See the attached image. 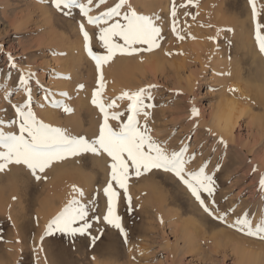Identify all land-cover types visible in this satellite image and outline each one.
<instances>
[{"label": "rangeland", "instance_id": "rangeland-1", "mask_svg": "<svg viewBox=\"0 0 264 264\" xmlns=\"http://www.w3.org/2000/svg\"><path fill=\"white\" fill-rule=\"evenodd\" d=\"M161 1L165 0H130V3L138 13L146 15L145 4ZM231 1L235 2V0ZM115 2L118 0H107V3L101 5L99 9L94 8L91 14L96 15ZM262 5L264 6V2H260L261 8ZM219 6L204 9L201 4L198 6L193 4L190 6L191 11L188 8L181 10L180 7H177L176 11L177 13L180 12L182 21L176 25V35L173 33L177 37L169 39V42L172 40L170 43L172 45H169L170 50L168 51V46H165L163 50L157 48V51L153 49L151 52L148 51L146 55L142 54L139 57L135 55L134 58L138 57L141 63L140 69L144 70L137 72V78L134 77L132 79L134 81L130 85L118 81L112 75L111 70L106 69L105 66L108 65L106 63L107 65L105 64L102 69L105 81L102 98L108 101L120 96L124 91L133 92L140 88H146L148 85H156L157 87L152 89L151 93L154 97L151 103L156 106L149 109L151 112L149 127L152 129L150 134L154 139L161 142L169 152L178 151L182 145H188L185 159L193 153H195V157L185 165L186 170H198L201 165L207 162L206 172L214 174L215 190L212 197H208L207 193H204L203 197L206 198V203H210L214 199L221 212L234 209V211L228 212L227 220L224 222L205 213L199 202L191 196L185 185L174 174L154 169L155 171H151L154 173L158 171L160 174L157 173L156 176H159L154 180L160 182L154 183L156 185L161 183L159 186L165 187V190L164 188L161 189V194L166 195V198L169 199H167L166 204L161 205L162 207L159 206L161 210H157L160 208L155 209L153 206L154 210H157L154 211L152 206L146 202V198L143 196L145 193L137 187L139 185L131 182L129 178L128 193L132 198L131 211L128 210L126 200L123 196L121 197L124 201L125 216L127 215L125 218L128 219L125 222L122 219V225L127 233V242L119 230L104 224L97 226L93 222L94 227L91 230V235L98 237L94 243L88 235L80 236L78 234L72 238L57 232L45 237L43 241L44 250L41 253L37 249V245L41 243L40 236L43 235L47 223H44V218L39 216L41 212L38 213V211H43L42 205L45 206V203L48 202L51 205L50 200L52 202L57 198L52 200L53 186H47L45 179L35 184L23 174L16 181L17 188L19 187L18 189L22 192L25 190L23 193H19L22 204V206L19 204V207H23V216L19 220L22 227L17 229L19 232L15 235V237L17 236L15 243L12 238L14 237L12 235V233L14 234V225L9 218L10 216L6 215L9 218V224L0 225L5 252L2 253L5 260L0 261L1 264H12L8 260L9 255L16 257L15 260L18 264H52L51 261H54L55 264H238V260L243 255H245L244 258H250L254 261L258 255L259 264H264V240L248 236L237 228L228 226L237 217H241L245 213L255 224L261 214L264 213V191L259 187V179L261 175H264V122L261 123L263 125L261 126L259 123H254L252 119L254 116L263 117L264 111L259 109L257 105L253 107L255 109H252V116L250 117L249 114L243 116L242 121L236 126L233 135L230 137L222 134L214 117L219 107L230 99L231 101H238L248 110L251 109L250 106H247L249 104L245 102V97L243 96V101L239 96H241L240 87L243 86L244 88L246 85L248 88L255 87V84H251L255 83L251 79L255 66L251 65L252 57L250 54L244 53L245 51L239 52L233 47V31L235 30L231 21L237 17L236 13H243L241 18L246 27L248 26L247 31L251 29L249 24L253 25L254 22L252 15H249L248 12L251 8L248 0H241L239 7L232 8L230 12L218 9ZM256 6L260 12L258 19H262L260 22L264 23V9L260 10L258 4ZM220 8L222 7L220 6ZM74 12L77 13L74 19L64 17L51 5L50 0H0V122H3L4 130H17L9 126V121L16 119L12 105L23 103L26 99L24 92L18 88L20 73L15 68H11L9 53L17 68L23 69L25 72L30 70L35 74L29 82L32 91V108L37 118L45 123L51 124L46 120V116L50 112L54 111L55 114L57 111L51 105V99L55 97L59 102L62 100L58 94L67 93L63 104L60 103L62 106L59 108L61 109H58L61 110V118L65 119V113L68 112L64 111L63 106L68 107L69 104L75 102L80 91L78 85H92L88 88L91 93L98 87L96 80L99 74L95 71L94 61L87 55H85L87 57L83 60L81 67L83 79L79 77L80 73H77L79 72L76 69L78 65L76 68L73 66L72 47L74 44L83 45V37L78 29L80 17L78 10H74ZM203 14L205 15L204 18H202ZM222 27L225 29L223 30ZM86 30L90 34L96 32L94 26L87 24ZM250 35L248 34L246 38ZM178 36L183 38L179 39ZM93 41V49L103 54L102 49L98 47L99 44L95 36ZM162 51H165L163 53H166L167 56L162 58L160 64H166V66H164V71H155L154 66L158 62L153 57ZM242 54L243 56L247 54L251 58L248 59L247 55V58H244L241 56ZM74 71L79 76L74 75ZM91 71L94 73L91 74ZM240 76L244 78L242 79ZM64 85H68V89H64ZM5 89L11 92L8 100L3 99ZM229 89H234L236 93ZM89 90L88 92H90ZM85 91L87 90L85 89ZM127 103L126 99L117 100L119 107L110 111H123ZM193 106L198 109V115L195 117L191 114ZM52 109L53 111H51ZM221 138L226 141V148L220 143ZM213 148L215 151H212ZM217 166H219L218 170ZM254 168L255 171H253ZM90 170L88 171L91 172ZM3 171H0L1 175ZM151 171L149 172L152 173ZM11 183L4 180L0 182V186H9ZM142 185L140 184V186ZM67 187L68 190H73V187L79 188V190L80 187L84 188V186ZM95 187L98 188L96 190L98 194L95 193L99 195L104 186ZM49 188L51 189L50 192ZM129 189L134 194L136 191V196H133L134 194L132 195ZM69 191L67 195L70 199L74 195L76 197V193ZM120 191L123 192L122 189ZM48 193L50 194L49 197ZM65 196L64 198L68 197ZM56 197L59 198V196ZM139 197L144 200L141 201ZM96 198L98 201L101 199L100 195ZM67 199L65 201L68 202L70 199ZM172 199L175 200V203L171 202ZM63 200L62 198L61 204L58 203L62 206L61 208L58 205H52L50 211L56 207V213H59L67 204L62 205ZM87 201L84 200L83 202ZM100 201L102 202V199ZM100 201L99 209L105 204ZM194 207L199 210V213L201 210L202 212L199 214ZM190 209L193 210L190 211ZM193 212L197 214H193ZM56 213L52 214L51 219ZM201 214H205L208 219L204 216L202 219ZM161 220L163 222H160ZM97 227L103 229L102 234L96 230ZM57 234L58 236H56ZM62 235L65 240L64 242L62 240L63 243L59 237ZM56 237L58 239L54 241ZM194 239L198 243L194 242ZM9 242L10 244H8ZM16 244H19V249ZM20 247H23L22 250ZM240 248L244 249L243 253L246 250L248 254H243ZM18 250L19 253H17ZM236 255H240V258Z\"/></svg>", "mask_w": 264, "mask_h": 264}, {"label": "snow or ice", "instance_id": "snow-or-ice-1", "mask_svg": "<svg viewBox=\"0 0 264 264\" xmlns=\"http://www.w3.org/2000/svg\"><path fill=\"white\" fill-rule=\"evenodd\" d=\"M248 2L251 5L254 22V39L260 53L264 54V34H262L264 23L258 19L260 12L256 6V0H248ZM50 3L64 17L74 19L77 14L74 10H78L80 17L78 29L83 37V49L86 55L94 61L95 71L99 74L96 80L98 87L92 92L91 99V103L101 115L98 132L93 137L72 135L64 128L52 126L38 119L32 108V91L29 87V82L35 74L30 70L25 72L17 68L9 53L11 68H15L20 73L18 88L24 92L26 99L23 103L12 105L16 119L9 121V126L17 130L5 131L2 126L3 122H0V171L9 165L21 166L26 168L36 180H41L44 178L41 174L45 173L46 169L52 167L55 162L63 161L68 157L91 153L98 157L110 158L111 163L108 165L110 171L105 182L106 186L102 188L103 196L106 197L104 210L99 209V201L95 197L81 203L85 193L83 190L74 188L76 197L70 199L61 211L47 223L43 235L40 236L41 243L37 245L38 250H44L45 237L57 232L71 237H76L78 234L88 235L94 243L98 237L91 235L93 222L97 226L104 224L119 230L127 242L122 217L118 214L121 197H124L128 210L131 211L132 198L128 193L130 175L140 176L142 172H149L153 169L174 174L185 185L191 196L199 202L205 213L218 220L226 221L228 212L234 209L221 212L214 199L206 203V198L203 197L204 193L212 197L215 190L214 174L206 172L207 162L198 170H186L185 165L195 157L193 153L185 159L188 145H182L178 151L169 152L150 134L152 129L149 127L151 117L149 109L156 106L151 103L154 100L151 94L152 89L156 88V85H148L146 88L133 92L124 91L120 96L108 101L102 98L105 88L103 66L113 60L117 54L133 56L142 51L151 52L159 48L162 27L157 24V21L162 18L138 13L130 0H118L96 15L91 14L93 9H99L101 5L107 3V0H50ZM176 14V6L173 3L171 11L173 33L177 31ZM86 24L94 26L96 32L90 34L86 30ZM94 36L99 47L103 49V54L93 49ZM178 38L183 37L178 36ZM78 88L83 89L84 85L80 84ZM229 90L234 91V89ZM61 95H67V93H61ZM10 96L11 92L5 89L3 99L8 100ZM125 99L128 103L123 111H110L119 107L117 100ZM52 103L56 107L62 106L59 101ZM63 107L65 112L72 111L67 106ZM191 114L193 117L198 115V109L195 106L191 108ZM220 143L226 148V141L222 138ZM212 151H215V148ZM218 168L219 166L217 170ZM259 187L264 191V175H261L259 179ZM121 189L123 192L120 191ZM228 226L237 228L248 236L264 240V213L255 224L245 214L237 217ZM96 230L101 234L103 232L100 227Z\"/></svg>", "mask_w": 264, "mask_h": 264}, {"label": "bare ground", "instance_id": "bare-ground-1", "mask_svg": "<svg viewBox=\"0 0 264 264\" xmlns=\"http://www.w3.org/2000/svg\"><path fill=\"white\" fill-rule=\"evenodd\" d=\"M240 1L241 0H235V2L234 1H231V0H165V1H161V2H153V3L145 4L144 5V8H145V12L147 13L146 15H149V16H159V17L162 18L161 20H158L157 21V24L162 27V33H161L162 38L159 41L160 42V47L158 48V50L161 49V48L163 50V48L165 49V46H168L169 49L167 47L166 48L169 51L170 48H171L170 46L172 45V44L170 45V43L172 42V40L169 42V39H172L174 37H177V36H174V34L172 32L173 17L171 15V11H172V7H173V3H175L176 8L177 7H180L179 9H181V10L183 8H186V9L188 8V10L191 11V9H190V6L191 5L194 4V5H197L198 6V4H201L204 9H211L212 7H216V5H218V6L220 5L222 8H220V6H219V8L217 7L218 9H222V11L230 12L232 8H238L239 7ZM257 2L258 1L256 0V4L259 5L260 10L261 9H264V6L263 5H262V8L260 7V2H264V0H260L258 3ZM250 9L248 10V12H249V15H252V13L250 12L251 11ZM185 11H187V10H185ZM179 13L180 12L178 11V13L176 14V17H175L176 25L178 24V22H181L182 21L180 19V14ZM222 13H225V12H222ZM189 14H190V12H189ZM202 16H201L202 18L205 17L204 14ZM208 16H209V14H208ZM236 16L237 17H234V19L231 21V24H232V26L234 27V30H235V31H233L234 32V35H233L234 36L233 37L234 46L233 47L235 49L239 50V52L240 51H242V52L245 51L244 53H247V54H250L251 55V57H252V59L250 60L251 61V65L253 64V67L255 66L254 67L255 69L251 66L255 70V71H253L254 73H253L252 78H251L253 80V82H255V83H251V84H255V87L253 86V88H250V87L248 88V86L246 84H244V85H246L247 87L245 86L243 88L242 85H241L242 87H240V89H241V96H239V97H240L241 100L244 101V98H243V96H244L245 97V102L247 104H249L247 106H250L251 109L248 110L242 104H240L238 101H236V100L235 101H231V99H230V100H227L224 105L220 106L216 113L214 112L215 113L214 114V117H215L216 123L218 125V128H220V130L222 131V134H224L227 137H230V136L233 135L234 129L236 128L237 125L240 124V122L242 121V117L243 116H245V115L247 116L248 114L250 115V117L252 116L251 115L252 114L251 113L252 112V109H255L253 107H255L257 105V106H259V109H263L262 111H264V54H261L260 53V51L258 49V46L256 44V41L254 39V24L253 25H250L251 24L250 23L249 24V26H250L249 28H251V29L249 31H247V27L248 26L246 27L245 22H243V20L241 18L243 16V13H236ZM210 17H211V15H210ZM226 20L228 21V19H226ZM260 21H262V19ZM226 22H224V23H226ZM224 29L225 28H223V30ZM262 32H264V29H262ZM248 34L249 35L251 34V35H250V37L246 38L248 36ZM175 35H176V33H175ZM215 35H216V33H215ZM173 40H175V39H173ZM185 40H187V39H185ZM209 42L211 43V41H209ZM72 48H73L72 60L74 62V65L73 66H74V68H76V66L78 65L76 69L79 70V72H77V73H80V76L75 71H74L75 74L73 72L72 73L74 75H78L80 78L83 79L81 67H82V62H84L83 60L85 59V57H87V56H85L86 53H85V51L83 49V45L82 44H79V45H77V44L75 45L74 44ZM230 48H232V47H230ZM102 51H103V49H102ZM231 51H233V50H231ZM147 52L148 51H142L141 53H138V54H135V55H138V57H139V55H142V54H145L146 55ZM159 52L157 53L158 54L157 56L153 57V58H156L155 59L156 62L159 63V64L157 63L155 65L156 67L154 66V69H155V71H164V68H165L164 66H166V64L165 65L164 64L162 65L160 63H162V61H161L162 58H164V56L166 58L167 55H166V53H163L165 51H162L161 53H159ZM234 53H236V52L234 51ZM247 54H245V56H243V54H242L241 56H243L244 58L245 57L247 58V56H248L249 57L248 59H250L251 57L249 55H247ZM135 55H133V56H127V55H119V54H117V56L114 57L113 60L109 61L108 62V65L106 64L107 66H105V67H106L107 70L108 69L111 70L112 75H114L117 78L118 81H120L123 84L130 85L134 81L132 79L134 77L137 78V72L139 70H141V72L144 70V69L142 70V68L140 69V67H141L140 64L141 63L139 62L138 57H136L137 59L134 58ZM246 61L248 62L247 59H246ZM141 62H143V61H141ZM93 64H94V62H93ZM248 65H249V63H248ZM105 67H104V69H105ZM107 67H109V68H107ZM74 68L72 67L73 70H75ZM250 71H251V69H250ZM90 73L93 74L94 71H93V73H92V71ZM139 74H141V73H139ZM74 78H75V76H74ZM240 78H242V77L240 76ZM76 80H78V79H76ZM242 82H244V81H242ZM78 84H79V82H78ZM85 84H87V83L85 82ZM90 86H92V85H90ZM90 86H84L83 89H79L80 91L78 93V96L76 97L75 102H73V104H71V105L70 104L68 105V107L71 108L72 111L71 112H68V113H65V116H66L65 119H62L61 118V115H60V111L61 110H58V109H61V108L54 106V104L52 103L51 105H53V107L56 108L57 111L54 114L53 113L54 111L52 109L51 111H53V112H50L49 114H47L46 120L49 121V122H51V125L52 126L64 128V129H66L72 135H84L85 137H93V135L98 132V125H99V123L101 121V115L99 113V110L91 103V99H92V95L91 94L92 93L88 89V88H90ZM67 87H68V85H64V89H66ZM85 89L87 91H85ZM88 90L90 92H88ZM58 96H60L62 98V100L59 103H62L64 101V99L66 98V95L58 94ZM51 100H52V102L53 101H57V99L55 97L53 99H51ZM250 103H253L255 105H253V104L251 105ZM256 109H258V108H256ZM252 119L254 120V123H259L261 126H263L261 123L264 122V115H263V117H255L254 116ZM111 123H115V122H111ZM10 130H13V129H10ZM110 163H111L110 158L98 157V156H95V155H93L91 153L81 154V155L75 156V157H68V158H66L63 161L55 162L52 167H50L49 169H46L45 173L41 174V176L44 177L41 180H36L30 174V172L26 168H24V167L15 166V165H9L8 167L5 168V170L3 171V174L2 175L0 174V182H2L4 180H8V181L12 182L9 186H7V185L6 186H3V185L0 186V225L1 224H4V223L5 224H9V218H10V220H12L13 225H14V228H13L14 229V234L12 233V235H14V237L19 232V231L17 232V229H19L20 227H22L21 224H19L20 223L19 220L23 216L22 215V213H23V210H22L23 207L22 208L19 207L20 205L22 206V204L20 203L21 202L20 201L21 199L19 198V193H21L22 191H20V189H18L19 187L17 188L16 181H17V179L19 177H22L23 174L26 177H28V179L31 182H34L35 184L37 182H41V181H43L45 179L46 180V183H47V186H53L52 187L53 189L51 191V195H53L52 196V200H53V198H57V199L53 200L54 202L53 201L51 202V200H50L51 205H49V202L47 201L48 203H45L46 204L45 206L44 205L41 206V209L44 207L43 208V211L42 210L41 211H38V213L41 212L39 214V216H41V217L44 218V220H43L44 223H48L50 221L51 217H52V214L53 213H56V211H57L56 207H54V206H57L59 202L61 204V199L62 198L64 199L62 205H64L65 203H67V201H65V200L67 198L70 199L69 196L67 195L69 190H71V192L74 193V194L76 193L75 191L73 192L72 189H69V190L66 189V188H68L67 186H82V187L84 186L83 189L80 187V190H83V192L85 193V196L81 200V202H83L84 200H89V198H91V197H95L96 198V196H99L100 195V197L102 199V202L104 204L105 201H106V197L103 196L102 190H101V192H99V195H96V193H97L96 190H98V188L95 187V186H99V185L100 186H106L105 182L108 179V173L110 171L108 165ZM89 169H91L90 170L91 172L88 171ZM154 171H151L152 173H150V172H142V174L140 176H135L133 174V175H130L129 178H130V181L131 182H134V184L139 185L137 187L140 189V191L142 190L141 192H144L145 193V195H143V196H145L146 202L149 203L152 206L151 208L154 210V207H155V209L158 207L160 209H157V210H161V207H162L161 205L163 203L166 204L167 203V199H169V198H166V195L163 196L161 194V189L164 188V190H165V187L164 186H162V187L159 186V185H161V183L159 185H156V183L158 181L156 182L154 180H156V178L160 174L157 171V173L159 175L156 176L157 173L156 172L154 173ZM154 182H156V183H154ZM17 183H19V182H17ZM140 184L141 185L143 184V185L140 186ZM73 188H75V187H73ZM130 188H131V186H130ZM77 189H79V188H77ZM50 190L51 189L49 188V192H50ZM129 190H130V192L132 191L131 189H129ZM69 193H70V191H69ZM131 194L133 195L134 192L133 193L131 192ZM49 195L50 194L48 193V197H49ZM65 195L68 196V197L67 198H64ZM21 196L23 197V195H21ZM56 196H59V198L56 197ZM71 196H72V194H71ZM133 196H136V191H135V194ZM73 197H75V195ZM50 198H51V196H50ZM123 198H121V201H120V204H119V207H118V214L121 215L122 219L125 222V220L127 219L125 217L127 215L125 216V214H126L124 212L125 209H123V204H124ZM139 198L141 199V201L144 200L141 197H139ZM170 201H169V203H171V202L172 203H175L174 202L175 201L174 199H172L171 202ZM141 204H143V202H141ZM52 205H54L53 206L54 207V210L50 211V208H52ZM104 205L100 207L101 208L100 210H104ZM144 205H145V203H144ZM159 206H161V207H159ZM58 207L61 208L62 206L58 205ZM60 208H59V210H60ZM36 209H37V207H36ZM194 209L197 210L196 212L199 213V210L198 209H196L195 207H194ZM157 210H154V211H157ZM192 210L193 209H190V211H192ZM160 212H162V211H160ZM201 212H202V210H201ZM190 213H192V212H190ZM194 213L195 212H193V214ZM195 214H197V213H195ZM6 215H8V217L9 216L10 217L7 218ZM202 216H204V218H206V215L205 214L204 215L201 214V217ZM202 219H203V217H202ZM206 219H208V217ZM40 222L43 223L42 221H40ZM217 225H215V226H217ZM42 228H44V227L42 226ZM21 229H23V228H21ZM2 235L0 234V261L1 262L4 259V257L2 256V253L4 252V243H3L4 238H3ZM59 235H61V234H59ZM56 236H58V234ZM14 237H12L13 240H15L17 238V236L15 238ZM38 237H39V235H38ZM38 237H37V239H38ZM59 237L61 238L60 239L61 240V243H63L65 241L63 235H62L63 239H62L61 236H59ZM190 237H191V235H190ZM185 238H188V237L185 236ZM194 238L196 239V237H194ZM57 239H58V237H56V239H54V241H56ZM189 239H187V240L189 241ZM195 239H194V242H196ZM62 240H63V242H62ZM190 240H192V238ZM15 243H16V240H15ZM190 243H191V241H190ZM196 243H198V242H196ZM8 244H10V242ZM13 245H15V244H13ZM18 245H17V248H18ZM61 246H63V245H61ZM12 248H13V246H12ZM21 248H23V247H20V249ZM236 249H239V248H236ZM240 249H241V252L244 251V249H242V248H240ZM17 253H19V250H18ZM41 253H42V251H41ZM48 253H49V251H48ZM245 253H246V250H245V252L243 254H245ZM6 254L8 255L9 253H6ZM246 254H248V252ZM259 255H261V254H259ZM243 256H245V255H243ZM243 256H241V258H240V255L239 256L236 255V257H239L240 258V260L237 259L239 261L238 264H257V263L259 264L260 263L259 262L260 261L259 260L260 258H259L258 255H257L258 260H257V257H256L255 258V261L253 259H250V258H248V259L247 258H244ZM248 257H249V255H248ZM15 258L16 257H14V256L11 257L9 255L8 260L10 261V263L12 262V264H14V263H16ZM43 258H44V256H43ZM25 261H26V259H25ZM43 261H44V259H43ZM51 262H52V264L53 263L55 264L54 261H51ZM16 264H18V263H16Z\"/></svg>", "mask_w": 264, "mask_h": 264}]
</instances>
